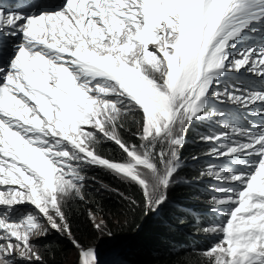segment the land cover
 <instances>
[{"label": "snow or ice", "instance_id": "snow-or-ice-1", "mask_svg": "<svg viewBox=\"0 0 264 264\" xmlns=\"http://www.w3.org/2000/svg\"><path fill=\"white\" fill-rule=\"evenodd\" d=\"M257 34L259 45L246 40ZM241 70L264 78V0L0 4V264H47L32 241L50 231L67 236L77 264H99L97 249L73 236L70 206L89 203V181L92 191L137 202L88 171L135 185L155 212L187 131L215 116L222 131L201 139L227 165L203 175L220 182L212 204L225 219L202 229L219 237L204 264H264V88L227 83ZM216 102L262 121L237 123ZM129 117L138 143L121 135ZM105 142L119 160L100 153ZM88 216L97 232L108 229L91 207Z\"/></svg>", "mask_w": 264, "mask_h": 264}, {"label": "trees", "instance_id": "trees-1", "mask_svg": "<svg viewBox=\"0 0 264 264\" xmlns=\"http://www.w3.org/2000/svg\"><path fill=\"white\" fill-rule=\"evenodd\" d=\"M136 119H139V116ZM139 127L133 118L129 117L125 127L121 129V135L129 144L138 143L133 133L137 132ZM99 151L103 156L114 160H119L122 157L121 150L113 142H105L100 146ZM194 153L195 150L190 145H186L180 150V156L183 158H189ZM98 169L100 168H92L87 174L97 176L98 179L112 187L120 188L137 203L131 205L128 201L106 191H87L89 203L73 202L68 210L72 234L81 244L90 235L92 226L88 216V208L91 207L96 215L105 219L108 215L124 218V223L112 229L111 233L118 242L115 246H122L133 252L127 264H204L202 247L205 244L204 236L206 234L202 230V226L194 232H190L191 228H188V223H186L190 221L185 220V211L180 203L177 206V212L171 219H168V215L165 214L162 222L159 223L161 220L159 213L146 209L142 193L138 187L121 183L112 174L103 169L98 171ZM90 184L89 188L91 189ZM181 192L184 194V205L188 207L195 205V203H190L191 196L188 194L191 192L184 189H181ZM178 195L176 194L177 197ZM48 247V251L51 249L54 256L47 260V264H62L68 250H64L60 242L53 248ZM59 247L62 248L61 252H59Z\"/></svg>", "mask_w": 264, "mask_h": 264}, {"label": "rangeland", "instance_id": "rangeland-1", "mask_svg": "<svg viewBox=\"0 0 264 264\" xmlns=\"http://www.w3.org/2000/svg\"><path fill=\"white\" fill-rule=\"evenodd\" d=\"M194 127H198V126L194 125ZM138 130H139V128L137 129V131ZM187 133H188L187 138L189 139V142H191V131L188 130ZM200 133H202V132H200ZM189 162H192L193 164L197 165L200 178L205 179V180L211 179V177H208L207 175H203V173L206 172L205 170L201 171L202 159H200V158L199 159L198 158L187 159V160L181 159L180 168H179L178 172L176 173V175L174 177V182L172 184L176 185L180 180L186 179L184 177V175H182L181 171L185 167V165L189 166ZM101 169L102 168L98 169V171H101ZM186 169L187 168H185V170ZM91 185L92 184H90V186ZM97 187H98V185H97ZM170 190H176V186L172 187V189L171 188L168 189V191H170ZM87 191H92V190L89 188ZM100 191H103V190H100ZM93 192H96V191H93ZM167 196H168V199L165 202L164 206L161 209H158L156 212L159 213L161 215V217L166 214L169 217L168 219H171L173 217V215L177 212V208L175 207V205L172 201V198L169 196V193H167ZM20 207H28V206L27 205H21ZM219 210H220V208H217V207L212 209V211H215L219 216H222V217L225 216L224 212L219 211ZM97 218H98V221L101 219L104 220L108 224V229L103 233L97 232L96 229L94 228L91 220H90V222H91L90 224L92 226L90 228V235L85 238V240L83 241L82 244L85 246H94L97 249V254L99 256V249L98 248H102L103 251H105L108 247L115 246L118 243L115 240L113 235H111V236L107 235V231H111L112 229L116 228L119 224L124 223V218L117 217L115 215H108L107 219L103 218L102 216L97 215ZM161 222H162V219L159 220V223H161ZM218 239L219 238L213 240L212 242H208L209 248ZM32 242L37 244L38 250L40 251V253L42 254V256L46 262L48 259H52L54 256V253H53V251H51V249H49V251H48V248H49L48 246H51V248H53V246H55L57 243L60 242V243H62L63 249L68 250V252L66 254V258H63V260H62V264H77V256H78L77 249L74 247V245L71 243V241L67 238V236H61L54 231H50L48 236L42 237L39 240H37L36 238H33ZM61 251H62V248L59 247V252H61ZM102 256L98 257L99 262H100V259L102 258ZM16 264H21V261L19 259H17Z\"/></svg>", "mask_w": 264, "mask_h": 264}, {"label": "water", "instance_id": "water-1", "mask_svg": "<svg viewBox=\"0 0 264 264\" xmlns=\"http://www.w3.org/2000/svg\"><path fill=\"white\" fill-rule=\"evenodd\" d=\"M100 259L99 264H122L129 263V259L132 257L133 252L130 249L124 248L122 246H111L105 251L99 248Z\"/></svg>", "mask_w": 264, "mask_h": 264}, {"label": "bare ground", "instance_id": "bare-ground-1", "mask_svg": "<svg viewBox=\"0 0 264 264\" xmlns=\"http://www.w3.org/2000/svg\"><path fill=\"white\" fill-rule=\"evenodd\" d=\"M22 1H23V2H26V1H28V0H21V2H22Z\"/></svg>", "mask_w": 264, "mask_h": 264}, {"label": "clouds", "instance_id": "clouds-1", "mask_svg": "<svg viewBox=\"0 0 264 264\" xmlns=\"http://www.w3.org/2000/svg\"><path fill=\"white\" fill-rule=\"evenodd\" d=\"M195 230L191 229L190 232H194Z\"/></svg>", "mask_w": 264, "mask_h": 264}]
</instances>
